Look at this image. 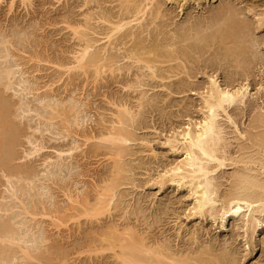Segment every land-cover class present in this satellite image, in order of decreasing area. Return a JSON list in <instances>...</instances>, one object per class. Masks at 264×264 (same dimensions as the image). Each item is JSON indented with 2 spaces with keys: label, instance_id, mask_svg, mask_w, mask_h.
Wrapping results in <instances>:
<instances>
[{
  "label": "rangeland",
  "instance_id": "1",
  "mask_svg": "<svg viewBox=\"0 0 264 264\" xmlns=\"http://www.w3.org/2000/svg\"><path fill=\"white\" fill-rule=\"evenodd\" d=\"M134 1L145 2L0 0V229L11 228L17 243L0 240V264L6 253L11 264H125L118 245L130 240L190 264L217 256L229 264V251L236 264H264V227L246 242L241 221L222 229L195 214L189 187L168 178L185 157L177 139L207 113L210 76L232 90L249 84L218 120L227 157L251 147L264 113V0H155L108 42ZM226 6L236 13L234 39L212 42L231 16ZM166 43L189 55L161 58ZM87 45L84 67H74ZM155 45L160 57L149 67ZM117 129L130 141L105 140ZM226 163L216 171L219 195L233 182L235 165ZM108 188L112 206L87 215Z\"/></svg>",
  "mask_w": 264,
  "mask_h": 264
},
{
  "label": "bare ground",
  "instance_id": "2",
  "mask_svg": "<svg viewBox=\"0 0 264 264\" xmlns=\"http://www.w3.org/2000/svg\"><path fill=\"white\" fill-rule=\"evenodd\" d=\"M154 1L145 0L143 4L134 1L130 4L131 6L127 5V12L109 27V31L105 35L108 42H110L116 33L121 32L126 27H133L135 25L133 24L134 22L138 25L144 20ZM226 9V12L230 13L231 16L222 18V24L225 27L212 36V42H226L234 39L233 29L236 23V13L232 12L228 6H226ZM156 13L158 17L160 12L157 11ZM259 21L264 23V15ZM244 27L249 28V25H245ZM207 41L208 39L204 36L198 38V42L207 44ZM194 45L195 47L198 46L196 44ZM190 46L189 44L187 48L190 49ZM163 48L165 51L160 54L162 56L161 58H168L169 61L175 58H184L189 55L188 49H182L178 55H174L172 50L167 48V43L163 45ZM89 49L90 46L87 45L75 57L76 65L74 67H84L87 55L90 53ZM157 50L158 46L155 45L152 51L155 52ZM226 51L227 54L232 53L231 49ZM159 57V54L155 52L153 58L147 62L148 66L150 67ZM248 85L244 84L232 90L227 85L222 86L214 76H210L207 91L203 96L207 113L200 123L187 128L180 134L181 139H177V141L183 145L185 157L168 172L170 181L176 182L177 184L184 183L189 187L194 199L193 210L195 214H209L217 218L220 220L222 229L227 228V221L229 219L241 221V228L243 229L246 242L255 240L256 236L260 235L259 231L263 230L264 227V113H261L254 119V127L260 128V130L251 138V147L249 146L247 147L248 149H244L245 152L239 158H229L226 156L224 147L225 140L222 135V127L219 123L218 116L220 114L219 111L226 113V109L231 104L242 101L245 98L248 93ZM124 111L128 112L127 109H124ZM242 136L245 137V134H242ZM105 140L116 146H120L130 141V137L128 133L117 129L109 132ZM2 149L3 140L0 137V158L4 154ZM228 160L230 164L235 165L233 182L226 193L219 195L216 171L219 168L225 167L227 165L226 161ZM115 195L113 189L108 188L102 194L104 197L99 198L98 205L86 214H102L112 206ZM26 213L32 215V220L33 216H36V214H32L29 211H26ZM38 226L40 227V224ZM40 230L41 240L43 241L47 237L43 228ZM0 240L9 244H17L13 230L8 227L0 229ZM114 240L116 239L114 238ZM114 240L111 243L113 247L119 242L118 239L116 241ZM118 248L121 249L118 258L125 264H146L147 258L153 259L151 261L156 264H190L188 259H191L189 257L176 258L169 254L163 255L159 249H152L151 247H147L143 242L139 243L132 240L124 244H119ZM22 252L25 257H32L27 248H22ZM230 252L224 254L223 258L230 261L229 264H236V260L231 258ZM201 256L202 253L198 254V257ZM8 257L9 255L6 253L1 261L6 264H11ZM218 261L219 258L217 256L209 262L203 263L199 261L196 264H219Z\"/></svg>",
  "mask_w": 264,
  "mask_h": 264
}]
</instances>
